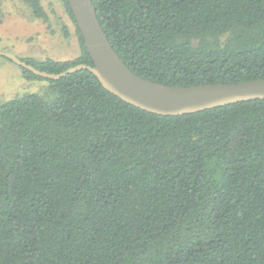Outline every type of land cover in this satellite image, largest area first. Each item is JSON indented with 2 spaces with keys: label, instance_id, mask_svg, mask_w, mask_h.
<instances>
[{
  "label": "trees",
  "instance_id": "16d2710c",
  "mask_svg": "<svg viewBox=\"0 0 264 264\" xmlns=\"http://www.w3.org/2000/svg\"><path fill=\"white\" fill-rule=\"evenodd\" d=\"M45 20L40 0H23ZM167 85L264 78V0H91ZM21 58L59 73L92 65ZM0 102V264H264V98L161 115L82 69Z\"/></svg>",
  "mask_w": 264,
  "mask_h": 264
},
{
  "label": "water",
  "instance_id": "95a60500",
  "mask_svg": "<svg viewBox=\"0 0 264 264\" xmlns=\"http://www.w3.org/2000/svg\"><path fill=\"white\" fill-rule=\"evenodd\" d=\"M71 14L91 58L92 65L79 63L59 73L35 68L11 52L0 51L19 67L44 79L60 77L82 69L89 70L101 85L121 100L161 115L192 113L238 101L264 98V78L235 83H209L187 86L167 85L133 73L112 48L91 0H67Z\"/></svg>",
  "mask_w": 264,
  "mask_h": 264
},
{
  "label": "rangeland",
  "instance_id": "374dc122",
  "mask_svg": "<svg viewBox=\"0 0 264 264\" xmlns=\"http://www.w3.org/2000/svg\"><path fill=\"white\" fill-rule=\"evenodd\" d=\"M40 2L45 20L33 17L23 0H0V51L37 60L76 58L80 48L75 26L62 0ZM45 86V80L24 78L18 65L0 55V102L29 92H41Z\"/></svg>",
  "mask_w": 264,
  "mask_h": 264
},
{
  "label": "crops",
  "instance_id": "0c3cea01",
  "mask_svg": "<svg viewBox=\"0 0 264 264\" xmlns=\"http://www.w3.org/2000/svg\"><path fill=\"white\" fill-rule=\"evenodd\" d=\"M66 46V45H65ZM67 47V49H68V45L66 46ZM69 50V49H68ZM66 59V58H65Z\"/></svg>",
  "mask_w": 264,
  "mask_h": 264
}]
</instances>
